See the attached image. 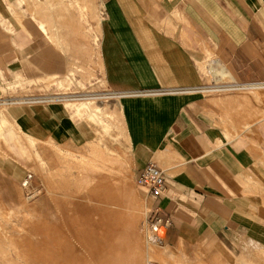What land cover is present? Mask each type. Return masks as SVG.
<instances>
[{
  "label": "crops",
  "instance_id": "obj_1",
  "mask_svg": "<svg viewBox=\"0 0 264 264\" xmlns=\"http://www.w3.org/2000/svg\"><path fill=\"white\" fill-rule=\"evenodd\" d=\"M22 1L0 0V105L9 117L37 141L83 145L97 138L93 101L121 95L136 135V180L146 163L165 165L164 194L150 196L153 213L169 219L167 241L221 257L245 233L264 249V0H102V8L79 0L100 9L104 89L32 93L22 91L35 88V69L63 75L66 62L50 49L36 58L38 49H28L15 15L30 4ZM210 52L208 71L225 68L229 82H206ZM237 87L245 92L213 93ZM156 91L169 98L155 96L152 106L129 99Z\"/></svg>",
  "mask_w": 264,
  "mask_h": 264
},
{
  "label": "rangeland",
  "instance_id": "obj_2",
  "mask_svg": "<svg viewBox=\"0 0 264 264\" xmlns=\"http://www.w3.org/2000/svg\"><path fill=\"white\" fill-rule=\"evenodd\" d=\"M95 1L102 8V0ZM22 2L30 4L24 9L19 7L15 15L19 28L27 34L28 49H38L35 58L37 54L40 57L42 49H50L66 62L63 75L52 69H35V88H24L22 93L104 89L98 49L99 7L80 5L79 0H63L62 6L55 4L57 0ZM215 61L216 56L207 53L202 68L206 82L216 78L229 82L231 74L224 76L217 72L219 69L208 71V64L213 67ZM220 92L228 95L245 90L237 87L213 91ZM155 96L169 98L167 92L156 91L135 94L129 99H144L152 106ZM124 101L119 94H114L113 99L94 100L96 109L90 122L97 127V138L68 147L37 141L9 117L4 103L0 105V264H121L115 259L117 237L113 234L109 238L110 231L106 229L117 227L112 216H121L125 207L119 203L123 197L116 183L141 206L138 226L146 248L145 264H264V249L250 243L245 233L234 244L229 243V250L222 252L221 257H214L191 242L170 244L165 226L153 225L156 214L151 194L137 183L133 173L136 135L131 120L127 124ZM142 113L147 126L151 122L150 113ZM146 139L149 140L148 134ZM113 159L121 160L122 164H116ZM159 165L165 167L161 162ZM30 173L32 177L25 183ZM84 174L89 176L91 184L84 181ZM102 181L108 192L98 197L93 186ZM103 234L109 235V239L100 240ZM158 239L163 240L162 246L155 244Z\"/></svg>",
  "mask_w": 264,
  "mask_h": 264
},
{
  "label": "bare ground",
  "instance_id": "obj_3",
  "mask_svg": "<svg viewBox=\"0 0 264 264\" xmlns=\"http://www.w3.org/2000/svg\"><path fill=\"white\" fill-rule=\"evenodd\" d=\"M43 25V24H42ZM42 30L44 29L46 31L45 26H41ZM46 36L48 37V34L46 33ZM99 63L101 65V57L99 54ZM210 71V70H209ZM218 73H222L224 76L229 75L230 73L225 69V68H220L218 71ZM247 100V99H246ZM44 101V100H43ZM247 106H250V101L247 100ZM124 118V117H123ZM125 127V126H124ZM126 131V129H125ZM66 156V155H65ZM102 156V154H101ZM104 156V155H103ZM121 161V160H120ZM118 161V159L114 160L113 162H115L118 165H121L122 163ZM89 169V168H88ZM92 174V173H91ZM84 181H90L88 179L89 176L84 174ZM106 177V176H105ZM98 179V178H97ZM92 180V179H91ZM92 181L89 182V184H91ZM88 184V185H89ZM93 186V185H92ZM93 193L98 196V197H102L104 195V192H108L107 190V185L106 183L100 182L99 184H95V186H93ZM117 191L122 193V197H123V201L119 202L120 204H124L123 206H125L122 211L120 213L121 216L115 214V216H112V220L115 219L116 223H117V227L114 228H110V227H106V229L108 228V230L110 231V237H112L113 234L116 235L117 240H118V247L116 249L117 251V255L118 257H116V261H120L121 264H145L144 263V258L146 255V248H145V244L140 232V228L138 226V222H139V218H140V214H141V206L138 205V203L129 195V193L127 192V190H125L124 188L122 189V187L120 186L119 183H116L115 185ZM114 187V188H115ZM119 194V193H118ZM118 196V195H117ZM27 218V217H26ZM32 220V219H31ZM25 223V222H24ZM30 223V222H29ZM28 223V224H29ZM33 223V222H32ZM28 226V225H27ZM22 227V226H21ZM21 227H16V229H21ZM17 229V230H18ZM29 230V229H28ZM20 231V230H19ZM24 231V230H23ZM28 232V231H27ZM30 232V230H29ZM31 234V233H30ZM107 235V233H106ZM3 236V235H2ZM20 236V235H19ZM109 236V235H108ZM107 236V237H108ZM6 237V236H5ZM33 237V236H32ZM38 237V236H37ZM104 236V234L100 237V240H107L109 238H107ZM24 238V237H23ZM22 238V239H23ZM35 239V238H34ZM11 241V240H8ZM24 241V240H23ZM4 243V242H3ZM155 244L162 246L163 240L158 239L157 242H155ZM5 245V244H4ZM150 246V245H149ZM47 249V248H46ZM49 249V248H48ZM153 249V248H152ZM22 250V249H21ZM18 252V251H17ZM37 252V251H36ZM39 252V251H38ZM148 252V251H147ZM7 253V252H6ZM36 254V253H35ZM46 254V253H45ZM51 254V253H50ZM49 254V255H50ZM23 255V254H22ZM114 255V254H113ZM148 255V254H147ZM42 256V255H41ZM52 256V255H51ZM50 256V257H51ZM54 256V255H53ZM56 256V255H55ZM109 256V255H108ZM45 257V256H44ZM107 257V256H105ZM104 258V257H103ZM109 258V257H108ZM102 259V258H101ZM110 259V258H109ZM27 260V259H26ZM103 260V259H102ZM115 261V262H116ZM264 261V260H263ZM262 261V262H263ZM109 262V261H108ZM114 262V261H113ZM112 262V263H113ZM251 262V261H250ZM30 263V262H29ZM110 263V262H109ZM252 263V262H251ZM28 264V263H27ZM34 264V263H33ZM106 264V263H105Z\"/></svg>",
  "mask_w": 264,
  "mask_h": 264
},
{
  "label": "built area",
  "instance_id": "obj_4",
  "mask_svg": "<svg viewBox=\"0 0 264 264\" xmlns=\"http://www.w3.org/2000/svg\"><path fill=\"white\" fill-rule=\"evenodd\" d=\"M32 177V174H28V177L25 183H28L29 179ZM137 183L147 188L148 192L154 197L158 198L164 194L167 184V178L165 171L154 162L146 163L141 169L139 176L137 178ZM153 225L158 227L162 224L165 228L169 225V219H163L158 215H155L153 218ZM157 229V228H156Z\"/></svg>",
  "mask_w": 264,
  "mask_h": 264
}]
</instances>
